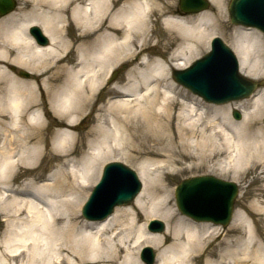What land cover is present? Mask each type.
<instances>
[{
    "label": "bare ground",
    "instance_id": "1",
    "mask_svg": "<svg viewBox=\"0 0 264 264\" xmlns=\"http://www.w3.org/2000/svg\"><path fill=\"white\" fill-rule=\"evenodd\" d=\"M208 1L216 11L188 13L172 0H20L0 16V264H144V245L158 249L155 264H264V241L244 212L231 223L233 236H218L216 223L174 209L162 180L195 168L264 174L263 32L243 25L233 32L238 73L255 86L247 98L202 105L170 75L208 47V24L223 22L226 0ZM124 60L131 68L112 84ZM233 108L242 110L239 120ZM87 111L100 114L84 134L89 150L76 159L75 124ZM50 124L52 170L44 177L38 160ZM116 151L137 164L142 191L107 218L87 220L81 204ZM259 192L252 206L264 214V186ZM152 218L166 229L150 231Z\"/></svg>",
    "mask_w": 264,
    "mask_h": 264
},
{
    "label": "water",
    "instance_id": "2",
    "mask_svg": "<svg viewBox=\"0 0 264 264\" xmlns=\"http://www.w3.org/2000/svg\"><path fill=\"white\" fill-rule=\"evenodd\" d=\"M15 5L16 2L14 0H0V14L8 13ZM182 7L187 12L199 11L208 7V2L207 0H182ZM229 12L233 23L258 26L264 31V0H231ZM32 31L37 32L40 38H42L41 40L47 42V39L41 36L42 33L38 27H33ZM220 51L226 58L225 61L224 59H220L219 61L214 60V57L218 52L220 54ZM24 75L28 76V73ZM174 77L177 81L183 83L194 92L204 96L208 101L216 103L247 97L255 88L254 82H251L238 73L236 57L232 50L222 40L218 41L211 53L197 60L191 68L184 71H174ZM234 115L237 118L241 116L238 111H234ZM115 167H119V172L127 177V183H129L130 186L136 182V187L133 189L127 188L129 189L128 191H126V188L120 191L112 201L110 207L102 214L110 213L116 204H128L132 202L141 189V184L135 172L119 162L107 165L104 180L109 177L111 171ZM125 171L132 173L134 177L130 176L129 173ZM207 188H211L213 194H216L215 196L222 191L224 194L223 203L225 205L220 208V206L217 207L213 204L212 199H202L207 192ZM237 192L238 187L235 183L205 175L183 180L176 188V198L178 207L183 213L197 219H204V215L198 214L194 210L198 206L210 210L212 216L218 217V215H220L218 221L227 224L232 216L234 198ZM199 197L201 201H197ZM93 199L94 197H92L90 203L95 201ZM216 200L219 199L216 198ZM84 213L89 217L87 208ZM224 214L225 216H223ZM163 227L162 222H153L154 230H162ZM146 255L147 253L142 255L143 259L145 261L147 260L148 264H152L153 253L150 249L149 256Z\"/></svg>",
    "mask_w": 264,
    "mask_h": 264
},
{
    "label": "rangeland",
    "instance_id": "3",
    "mask_svg": "<svg viewBox=\"0 0 264 264\" xmlns=\"http://www.w3.org/2000/svg\"><path fill=\"white\" fill-rule=\"evenodd\" d=\"M16 1H17V6H18L20 3V0H16ZM172 1H174L173 8H176V9L179 8V5H180L179 0H172ZM229 2H230V0H226L224 5H223V9H224L223 22H216L215 21L213 24H208V25L211 29H213L214 35L221 36L222 39L225 41V43L227 45H229L235 51L234 44H233L235 37H233V32H234L236 27H239L241 25L233 24L231 22L230 17H229V11H228ZM16 8L14 10H16ZM205 10L214 12V11H216V6H214L211 3L210 7L208 9H205ZM157 18H158V16H157V14H155V16L153 18V24H154V27L158 31L156 40H161L163 35H164V31H163V28L161 26L160 21L156 20ZM71 30H73V28H71ZM256 30H258V29H256ZM261 36H262V34H261ZM263 39H264V37H263ZM158 45L154 46L153 50H159L161 52V50L163 48H160L159 47L160 45L159 46ZM205 45H207V44L205 43ZM206 47L207 46H205V49L202 50L201 53L198 54V56L191 61V63L195 59H197V58H199V57H201L207 53V51L210 49V43L208 44V47L207 48ZM130 64L131 63H129L128 61H125V60L120 62V64L118 65L120 72L117 74V76L113 80L112 84L115 83L116 80L121 81L124 79L126 72L131 68ZM13 67H16V71L19 73V75L21 77L29 78L31 76V72H30L29 77H26L23 74L24 71H26V72L28 71L27 69L13 64L11 67V70H13ZM170 75H172V77H173V70H170ZM173 79H174V77H173ZM175 82H176V80H175ZM179 88L183 90L184 94L188 93L189 98L197 99L198 103L202 102V105L209 106L208 104H212V103L206 102L204 99H202V97L191 92L189 89H187L186 87H184L181 84H179ZM259 88H262V85ZM99 97H100L99 102H102L103 100H105L106 96L104 95L103 92H101ZM229 103L230 102L224 103V104H229ZM224 104H222V105H224ZM219 105H221V104H219ZM233 110H235V108L231 109L230 115L234 119H236L233 116ZM238 111L242 112L241 109H238ZM98 114H100V111H92V112L87 111L75 124L76 132L81 135V137H80L81 141H79V143L75 146V148L77 149V152L75 154L76 159L81 158L83 153L85 151L89 150V146L86 144V142L84 140V134L95 125L96 120L94 119V116L98 115ZM236 120H239V119H236ZM55 129H56V127H54L52 124H50V126H44V128L42 129L43 133L47 137V142L43 146L44 153L41 156V158L38 160V164L41 165L43 168V169H41V171H42L44 177L48 176L52 170L49 166V162L51 163V161H50V155H51L50 150L52 147ZM112 146L115 148L114 144H112ZM113 154L114 155L105 159L103 164H105L108 161H112V160H120V161H123L126 165L130 166L132 169L137 171V164L135 163V161L126 158L125 156L121 155V153H119L118 151L114 152ZM141 160H143V158H141ZM56 164L57 163L54 162V170L56 169ZM101 170L102 169L99 170L96 180L92 182L90 189L87 191V194H86V196H85V198L81 204V208H82L84 202L87 200L88 196L90 195L94 185L97 183V181L101 175ZM196 175H213V176L219 177V178L224 179V180L234 181L238 185L239 193H238V196L235 198V211H234L232 220L228 224V227L226 229V231H228V236L229 237L233 236V234L231 232L232 231L231 223L233 222L236 213L239 210H241L242 212H244L246 214L247 221L249 222L248 225L251 224V226L253 227V229L256 233V236L260 240L264 241V214H262V212H258L252 206V205L256 204L258 199H262V198H259L258 196L260 194L259 191L261 190L262 186H264V174H260L257 176V174L249 173V174H243V175H240V177L239 176L237 177V174H235V173L221 174L220 172L212 171L209 168H195V169H185V170L180 171L179 173L168 175V176L165 175V176H163L162 180H163V183L168 186L169 193H170L171 198H172L171 205L180 214H182V213L180 212V210L178 209L177 204H176V198H175V194H174L175 188L178 185V183H180L181 180L188 178V177H191V176H196ZM20 181H21V179H18L17 185H18V182H20ZM116 208L114 209V211L116 210ZM0 212H1L2 217H3L2 218L3 221H2V224L0 226V238H1V236L3 235V231L5 229L6 224H5V214L3 213V211H1V209H0ZM80 212H81V209H80ZM164 223H165V229H166L167 223H166V221H164ZM222 234H224V231L222 232ZM157 254H158V249L156 248V260H157V256H158ZM80 264H94V263L89 262V261H83ZM197 264H203V259H200L199 261H197Z\"/></svg>",
    "mask_w": 264,
    "mask_h": 264
}]
</instances>
